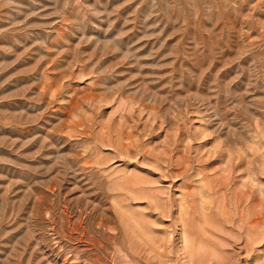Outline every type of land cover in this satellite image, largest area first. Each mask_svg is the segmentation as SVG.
Segmentation results:
<instances>
[{
    "label": "rangeland",
    "instance_id": "rangeland-1",
    "mask_svg": "<svg viewBox=\"0 0 264 264\" xmlns=\"http://www.w3.org/2000/svg\"><path fill=\"white\" fill-rule=\"evenodd\" d=\"M0 264H264V0H0Z\"/></svg>",
    "mask_w": 264,
    "mask_h": 264
},
{
    "label": "bare ground",
    "instance_id": "bare-ground-1",
    "mask_svg": "<svg viewBox=\"0 0 264 264\" xmlns=\"http://www.w3.org/2000/svg\"><path fill=\"white\" fill-rule=\"evenodd\" d=\"M257 224H258L257 222L254 223V225H257Z\"/></svg>",
    "mask_w": 264,
    "mask_h": 264
}]
</instances>
